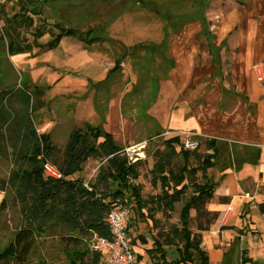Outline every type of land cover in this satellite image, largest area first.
I'll return each mask as SVG.
<instances>
[{
	"label": "rangeland",
	"instance_id": "1",
	"mask_svg": "<svg viewBox=\"0 0 264 264\" xmlns=\"http://www.w3.org/2000/svg\"><path fill=\"white\" fill-rule=\"evenodd\" d=\"M16 1L0 3L3 136L9 117L17 121L29 114L35 131L48 134L54 146L51 160L57 164L69 131L88 123L139 153L143 197L158 192L149 182L153 152L162 150L169 136L181 139L194 133L177 129L178 120L209 125L210 103L216 97L231 106L239 100L248 106L236 94V73L241 83H249V72L264 86V0H49L31 26L13 22L19 8ZM54 23L75 32L48 49L57 32ZM40 26L43 35L35 37ZM11 36L27 46L24 52L6 51ZM31 101L37 103L33 111ZM0 147L9 148L4 138ZM98 165V160L88 159L76 176L84 182L92 179ZM11 167L9 158L0 153V255L26 222L19 192L6 184ZM230 206L229 223L235 227H220L213 233L215 218L193 221L192 229L205 242L202 248L210 253L212 264L216 249L228 243L233 250L229 247L219 264H240L242 249L252 264H264V216L254 202L248 204L247 218L237 214L238 202ZM197 224L204 229L198 231ZM209 229L210 234L204 232ZM221 231H225L222 239ZM126 233L134 240L136 255L141 254L136 264H148L144 248L157 231L137 226ZM138 235L145 236L146 245L135 239ZM67 236L66 223L54 216L45 218L20 264H68ZM95 237L88 232L83 240L88 246ZM175 255L174 247L168 248V257ZM15 262L0 256V264Z\"/></svg>",
	"mask_w": 264,
	"mask_h": 264
},
{
	"label": "trees",
	"instance_id": "2",
	"mask_svg": "<svg viewBox=\"0 0 264 264\" xmlns=\"http://www.w3.org/2000/svg\"><path fill=\"white\" fill-rule=\"evenodd\" d=\"M47 1L17 0L19 8L13 15V22L33 25L34 17L42 14ZM54 27L57 32L49 42L48 49L54 48L62 37L75 32V29L57 23H54ZM33 34L40 37L43 28H36ZM26 47L11 36L6 51L10 54L21 53ZM29 108L30 111L35 110L37 103L31 101ZM191 137L197 141L195 148H184L180 136L174 135L164 140L162 150L153 152L150 184L152 187L158 186L159 191L143 197L141 185L134 182L139 175L137 162H131L123 152V146L107 132L101 133L88 123L71 129L62 159L56 164L51 160L54 146L48 134L35 131L29 114L25 113L17 121L9 117L4 126V136L0 130V139L4 138L9 148L0 147V153L12 163L6 184L19 192L26 222L14 232L1 255L16 260L13 264L23 263L30 251L35 229H42L45 218L54 216L66 223L69 230L68 264H101V253L89 249L83 236L93 232L98 237H109L105 216L114 204L124 203L131 204L132 213L126 231L136 219L143 221L151 218L152 212L164 214L163 220H152V226L160 222L163 226L159 227L150 246L144 248V253L150 259L148 264H208V254L200 245L201 238L192 229L194 220L209 215L217 217L216 212L205 209L215 188L206 171L217 164L223 153L227 155L228 166L239 169L242 163L258 158L259 148H253V152L247 154L251 156L240 159L234 144H229L228 148L225 141L196 134ZM201 144L203 150H200ZM88 159L98 160L99 165L92 179L84 186L83 179L76 174ZM46 164L59 171L60 177L45 174ZM260 189L264 193V184ZM257 209L264 215V200L257 204ZM192 210L194 215L191 214ZM196 227L198 231L204 229L200 224ZM135 239L143 245L147 242L144 235H138ZM130 243L133 244L134 240H130ZM171 247H174L176 255L169 258L168 248ZM140 257L141 254H137V261ZM239 261L240 264H252L245 249L240 251Z\"/></svg>",
	"mask_w": 264,
	"mask_h": 264
},
{
	"label": "crops",
	"instance_id": "3",
	"mask_svg": "<svg viewBox=\"0 0 264 264\" xmlns=\"http://www.w3.org/2000/svg\"><path fill=\"white\" fill-rule=\"evenodd\" d=\"M237 77L240 79V75L236 73V94L244 98L245 102H248V106L245 107L241 100L231 106L226 104L224 100L221 103L219 98L216 97L214 102L210 103L209 125H204V121L197 122L194 119H184L183 117L175 124L177 129H193V134L225 141L228 148L229 144H234V149L240 159L251 156L247 154H251L253 148H259L258 158L242 163L239 169L228 166V158L225 153L219 157V161L215 166L207 169L208 177L215 183L213 195L205 204L207 211L217 213V217L211 226V232L213 233H217L220 227H235L237 225L229 223L233 214V208L230 204L233 201L238 202L239 209L237 214L247 218L250 210L248 204L254 202L257 209V204L264 200V193L260 189L264 184V86L253 80V76L249 72L247 77L250 79L247 84L237 81ZM252 106L253 108H251ZM140 153L143 154L142 151ZM222 167L224 169L221 171ZM138 177L134 182L140 184ZM155 188L159 191L158 186H155ZM151 194H156V192ZM256 197H260V200L255 201ZM222 206H224L223 209ZM162 214V212H152L151 218L143 221L136 219L137 221H134L132 227L136 229L137 226H143L146 231L149 229L151 233L153 229L158 231L163 224L160 222L154 227L152 226V220H161ZM204 232L210 234V229L204 230ZM221 232L222 239L225 231ZM236 242H238L237 239ZM204 244L205 242L202 240L201 247ZM229 247L230 244L228 243L225 248L216 249L217 252H214L213 264H219L223 255L229 253ZM204 250L206 251L205 248ZM207 254L208 264H212L210 253L207 252Z\"/></svg>",
	"mask_w": 264,
	"mask_h": 264
},
{
	"label": "built area",
	"instance_id": "4",
	"mask_svg": "<svg viewBox=\"0 0 264 264\" xmlns=\"http://www.w3.org/2000/svg\"><path fill=\"white\" fill-rule=\"evenodd\" d=\"M2 1L0 0V3ZM180 142L187 149L197 146V141L191 136H183ZM129 149L133 148L125 147L123 148V152L131 162L137 161L139 153ZM44 173L56 178L60 177V172L52 165L46 164L44 166ZM87 181L83 183L84 186H87ZM130 207L131 204H114L105 216V222L109 229V237L97 236L88 243L89 249L99 251L102 254L101 264H136L137 255L126 233L131 217Z\"/></svg>",
	"mask_w": 264,
	"mask_h": 264
}]
</instances>
